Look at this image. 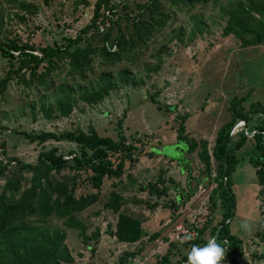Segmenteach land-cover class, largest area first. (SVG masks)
Returning a JSON list of instances; mask_svg holds the SVG:
<instances>
[{
	"label": "rangeland",
	"instance_id": "obj_1",
	"mask_svg": "<svg viewBox=\"0 0 264 264\" xmlns=\"http://www.w3.org/2000/svg\"><path fill=\"white\" fill-rule=\"evenodd\" d=\"M27 1L36 4L40 10L36 16H26L23 22L13 16L15 11L7 0H0V10L4 16L0 40H18L22 45L33 44L37 48L64 45L65 40L74 38L89 24L97 0H85L87 5L80 4L79 0H53L50 6H46L44 0ZM145 1L112 0L121 14L134 12L136 4ZM229 1L213 0L205 8L201 9L200 5L192 11L191 15H197L206 30L190 44L186 40L192 26L188 16L180 17L173 27L154 37L149 49L142 54L141 61L131 68L137 80H144V85L138 83L135 87L117 88L95 106L77 103L68 118L47 119L39 106L42 101L50 103L51 94L36 90L22 94V87L15 81L0 98V156L5 151L9 157H17L31 164L36 163L41 152L52 148L68 156L76 148L72 143H30L20 133L88 131L93 127L101 137L115 141L119 140L121 132L128 143L137 144L138 147L148 141L144 152L158 147L167 157L181 162L180 165L177 161L169 162L161 157L144 155L134 169H127L117 189L113 188V184L118 181L105 180L98 202L78 216L87 226V235L97 232L100 235L98 243L91 241L92 248L82 242L78 231L54 224L53 228L66 232V247L73 260L71 264H160L168 251L171 252V264H177L187 256L191 244L176 228H190L193 225L200 229L207 221L215 226L221 220L223 209L220 203L214 205L211 201L213 190L217 187L215 184L208 188L200 187L190 202L178 212L162 207L151 209V206L156 202L164 205L175 201L179 192L172 190L168 197L159 200L151 198L141 188L155 182L161 171L167 172L164 176L166 179L180 182L185 190L187 168L191 169V177L195 180L200 177L205 179V175H202L204 166L197 153H182L185 145L177 140L180 122L177 116L190 115L186 122V137L197 142L208 141L211 154L218 130L230 120L228 109L232 100L245 99L243 106L246 109L255 103L264 106V46L242 48L233 36H222L227 19L221 17V8ZM180 29L187 34L182 40L178 39ZM163 47L165 52L162 53L159 69L148 74L145 66L155 67L158 64L157 58H152V55ZM122 66H114L113 72L121 70ZM94 68L97 73L102 70L96 64ZM6 72L7 62L0 58V78ZM151 96H155L162 111L151 103ZM261 118V115L252 116L250 125H256ZM238 135L232 136L231 144L238 139ZM257 154L254 138H248L236 152L238 165L232 174L236 210L229 231L243 242L244 264H264V242L255 237L258 231L264 234V192L261 194L263 187L259 186L256 169L251 163ZM212 165L215 168L214 160ZM87 177L88 174L81 172L77 180L78 196L96 193L86 183ZM212 177H215L214 169ZM4 184L5 181L0 179V191ZM191 187H195V182L191 183ZM112 191L120 192L123 196L122 212L143 222L145 235L140 243L120 244L111 235L115 230L117 215L105 210V204ZM242 222L248 223L247 230L241 226ZM262 222L263 227L260 226ZM157 234L159 237L151 240V236ZM209 237L207 234L205 238L208 240Z\"/></svg>",
	"mask_w": 264,
	"mask_h": 264
},
{
	"label": "trees",
	"instance_id": "obj_2",
	"mask_svg": "<svg viewBox=\"0 0 264 264\" xmlns=\"http://www.w3.org/2000/svg\"><path fill=\"white\" fill-rule=\"evenodd\" d=\"M52 1L44 0V4L50 6ZM79 1L87 5L85 0ZM212 1L146 0L137 3L134 12L121 14L118 5L112 0H97L89 24L74 38L65 40L64 45L37 48L33 44L22 45L18 40H0V58L7 62V72L0 78V98L14 81L22 87V94L25 95L30 90L48 92L52 101H42L39 108L47 119L53 120L70 117L77 103L95 106L117 88L129 85L135 87L138 83L144 85V80H137L131 68L141 61L142 54L149 49L153 38L168 27H173L180 17L188 16L192 26L186 40L188 44L192 43L206 30L201 19L191 15L192 11L200 5L203 9ZM7 3L13 6V16L23 22L26 16H36L40 10L36 4L27 0H7ZM3 17L0 10V28L4 24ZM221 17L227 19L222 31L223 37L233 36L242 48L264 46V0H230L221 8ZM99 25L104 29L102 33L99 32ZM186 35L180 29L178 39L182 40ZM164 52L165 47L152 55V58H157L158 64L155 67L145 66L148 74L159 69ZM95 64L102 69L98 73ZM116 65H123V68L114 73L112 69ZM90 76L94 78L90 79ZM150 101L162 111L155 96H151ZM244 103L245 99L236 98L230 102V120L218 130L211 154L208 141L197 142L186 137V122L190 115L177 116L180 121L177 140L185 145L182 153H197L204 166L202 175H205V179L200 177L195 180L191 177V169L187 168L185 190L180 182L166 179L164 176L167 172L161 171L155 182L141 188L151 198L159 200L168 197L172 190L179 192L175 201L164 205L156 202L151 206V209L162 207L178 212L190 202L200 187L208 188L215 184L217 187L213 190L211 201L214 205L220 203L223 209L221 220L215 226L207 221L200 229L192 225L189 229L196 231L197 237L189 242L191 246H202L207 242V234L209 238H215L226 249L222 264H244L243 242L229 231L236 210L232 189V174L238 165L236 152L248 140L241 133L231 144L230 132L239 121H244L250 131L256 132L253 138L258 154L254 160L251 159V163L256 169L258 184L263 187L261 194L264 192V106L255 103L246 109ZM254 115H261L262 118L251 126ZM20 134L30 143L68 142L76 148L68 156L59 154L57 148L43 151L36 163L32 164L2 152L0 179L5 184L0 191V264L73 263L66 247V232L53 228L54 224L78 231L82 242L92 248L91 241L98 243L100 235L98 232L87 235V226L78 216L98 202L105 180L118 181L113 184V188L117 189L127 169H134L144 155L181 163L178 159L164 155L158 147L151 148L148 153L144 152L149 145L148 141L138 147L137 144L128 143L121 132L118 141L101 137L93 127L88 131L75 129L60 133ZM212 160L216 162L215 168ZM213 169L215 177H212ZM81 172L88 174L86 183L96 193L77 195V180ZM192 182H195L193 189ZM123 206L122 194L112 191L105 204V210L117 215L115 230L111 235L120 244H138L145 235L143 222L122 212ZM260 226L263 227V222ZM158 237V234L151 236V240ZM255 237L264 242L262 232L258 231ZM170 256L171 252L168 251L160 264H171ZM186 261L187 256L177 264H186Z\"/></svg>",
	"mask_w": 264,
	"mask_h": 264
},
{
	"label": "clouds",
	"instance_id": "obj_3",
	"mask_svg": "<svg viewBox=\"0 0 264 264\" xmlns=\"http://www.w3.org/2000/svg\"><path fill=\"white\" fill-rule=\"evenodd\" d=\"M245 230L249 228L247 222L241 225ZM193 237L189 234L184 237L185 240H191ZM225 248L217 243L215 238H209L202 245H192L187 254L186 264H222Z\"/></svg>",
	"mask_w": 264,
	"mask_h": 264
},
{
	"label": "built area",
	"instance_id": "obj_4",
	"mask_svg": "<svg viewBox=\"0 0 264 264\" xmlns=\"http://www.w3.org/2000/svg\"><path fill=\"white\" fill-rule=\"evenodd\" d=\"M99 32L102 33L104 31L103 27L101 25L98 26ZM241 133H243L247 138H252L256 132L255 131H249L246 123L244 121H239L237 122L234 127L232 128L231 132H230V136H237ZM177 227V226H176ZM175 227V228H176ZM179 232H183L182 235L185 237L186 235H191L193 238L191 240H195L197 237V232L194 230H190L189 228L183 227V226H179L176 228Z\"/></svg>",
	"mask_w": 264,
	"mask_h": 264
}]
</instances>
